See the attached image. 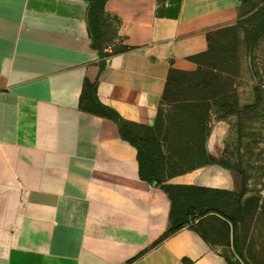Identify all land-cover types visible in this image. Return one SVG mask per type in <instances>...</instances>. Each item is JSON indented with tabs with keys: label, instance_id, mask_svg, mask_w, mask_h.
Listing matches in <instances>:
<instances>
[{
	"label": "crops",
	"instance_id": "obj_1",
	"mask_svg": "<svg viewBox=\"0 0 264 264\" xmlns=\"http://www.w3.org/2000/svg\"><path fill=\"white\" fill-rule=\"evenodd\" d=\"M103 10L97 50L84 0H0V264H244L228 221L173 211L117 124L84 108L95 81L99 104L152 127L169 69L193 71L189 57L235 24L239 2L107 0ZM220 150L214 129L206 151ZM234 180L207 164L173 182L229 191Z\"/></svg>",
	"mask_w": 264,
	"mask_h": 264
},
{
	"label": "rangeland",
	"instance_id": "obj_2",
	"mask_svg": "<svg viewBox=\"0 0 264 264\" xmlns=\"http://www.w3.org/2000/svg\"><path fill=\"white\" fill-rule=\"evenodd\" d=\"M237 1L236 24L216 35L197 58L196 71L171 75L158 108L162 127L151 134V146H140L141 175L168 193L173 211L226 209L242 262L264 264V0ZM214 129L221 150L213 164L234 170V187L173 182L207 165L206 144ZM126 132L144 140L141 129Z\"/></svg>",
	"mask_w": 264,
	"mask_h": 264
},
{
	"label": "trees",
	"instance_id": "obj_3",
	"mask_svg": "<svg viewBox=\"0 0 264 264\" xmlns=\"http://www.w3.org/2000/svg\"><path fill=\"white\" fill-rule=\"evenodd\" d=\"M84 1L86 2L85 18H86V23H87V31H88L89 37L91 39V46L94 49L100 50L101 49L100 48V45H101V40H100L101 26L104 24V21H105L104 12H103L104 10L103 9H104L105 2L107 0H84ZM235 24H236V22H235ZM232 26H229V27H232ZM229 27H227V28H229ZM227 28H224V29H221V30H218L216 32L211 33L208 36V41H209L208 48L202 53H199L197 55L189 57V59L191 61H193L195 63V65H196V67H195V69L193 71H179V70H176L174 68H170L169 69V71L167 73L166 81H165V86H164L163 92L161 94V99L164 98L166 87L168 86V83L170 81L171 75H173V74L184 75L185 73L195 72L197 67H198V65H199V62L197 61V58L199 56L207 53V51L210 49V47L212 45V42H213V39L216 37V35L219 32H221V31H223V30H225ZM129 48L130 47H128L126 45H123L120 48H118L117 51H126ZM100 57L102 58L103 54H101ZM101 64H102V62L99 63V65H101ZM84 81L86 82L87 80L85 79ZM89 89H90L91 105L90 106H86L84 108L86 110L91 111L94 114L107 117V118L113 120L117 124V126L119 128V132H120L122 138L127 140L132 145H134L136 147V149H137V157H138V162H139V176L141 178H143L141 173H142V170H143L144 163L142 161V155H141V151H140V146H141V144L143 145V143L146 144L147 146H151V144H152L151 134L154 133L155 131L159 130L162 127V121H161V118L159 117V112H158L159 109L157 111V117H156L154 125L152 127H143V126H139V125H136V124L127 123V122H124L121 118H119V116L116 113H114L113 111L109 110L108 108L102 106L101 104H99L97 102L96 96H95V81L90 83ZM257 98H258V96L256 95V99ZM161 99H160V101H161ZM159 104H160V102H159ZM129 127H133V128H136V129L143 130L144 131V140H139V139L135 140V138H132L126 132V128H129ZM213 163H215V161L213 160L212 156L207 155V161L204 162L203 164H213ZM227 168H230V167H227ZM143 179L146 180L149 183H152L151 181H149V180H147L145 178H143ZM191 210L184 213V214H186L187 218L188 217L189 218H194L195 215H192V214L195 213L193 211H196L195 206H193L191 208ZM209 213H212L213 215L215 214V215H218V216L222 217L223 219H225L226 221H228L232 225V229H233V227H234L233 220L231 219V217L226 212V209L225 210H219V209L211 207V208H206V209L202 210L200 213H197L196 215L197 216H203V215H206V214H209ZM182 223L183 222L178 223V225L176 227L181 226ZM233 248H234L235 254L240 258V256L236 252V249H235V246H234V242H233Z\"/></svg>",
	"mask_w": 264,
	"mask_h": 264
},
{
	"label": "bare ground",
	"instance_id": "obj_4",
	"mask_svg": "<svg viewBox=\"0 0 264 264\" xmlns=\"http://www.w3.org/2000/svg\"><path fill=\"white\" fill-rule=\"evenodd\" d=\"M215 142V141H214ZM218 142V141H217ZM208 146V145H207ZM214 149V148H213ZM217 150V147L214 149V151ZM213 153V152H212Z\"/></svg>",
	"mask_w": 264,
	"mask_h": 264
}]
</instances>
